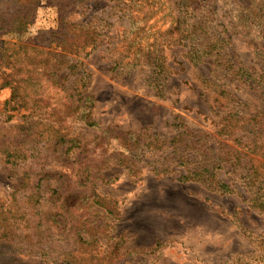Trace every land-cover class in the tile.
<instances>
[{"label": "rangeland", "instance_id": "rangeland-1", "mask_svg": "<svg viewBox=\"0 0 264 264\" xmlns=\"http://www.w3.org/2000/svg\"><path fill=\"white\" fill-rule=\"evenodd\" d=\"M175 1L84 0L67 11L69 23H91L97 33V47L83 54V60L90 72L87 90L95 99L93 116L100 126L64 120L60 132L75 140L62 143L59 152L54 151L56 138L49 132L41 139L39 130L32 133L33 137L18 138L20 141L14 138L20 132L21 120L7 117L12 89L6 84L1 50L5 39L18 36L0 35V133L13 131L14 150L17 148L31 164L30 169L23 170L5 164V155L0 156V209H31L27 197L44 177L43 168L55 170L40 185L39 207L43 213L60 211L71 217L67 213L71 199L67 198L75 192L78 197L73 208L78 209L77 215L82 221L91 217L85 235L88 237V232L96 231L100 225L102 235L98 237L103 246L108 248L118 242L121 252L131 253L133 264H264V212L250 205L251 193L240 174L222 163L217 169L219 178L233 191L221 193L199 182L180 179L185 166L177 165V153L171 149L137 148L130 152L126 145L130 141L123 137L127 132L143 131L172 137L178 132V124L184 123L188 129L200 131L216 147L217 124L226 112L225 101L218 97L220 103L217 102L215 89L205 81L215 77L210 74L212 60L196 66L186 46L169 43L177 33L174 28L179 14ZM217 1V29H227L226 34L231 35L226 51L252 75L233 80L215 78L245 102V110H253L264 97V40L253 32L233 33L240 14L238 3L252 0ZM10 5L11 0L1 4ZM60 14L51 0H41L36 20L22 38H31L39 30L59 29ZM161 54L167 68L164 92L160 94L150 84L153 72L149 56ZM51 92L66 100L57 88ZM109 128L111 132L107 133L105 129ZM62 150H68V159L57 157L62 156ZM100 151L106 155L97 158ZM104 157L106 162L99 169L104 182L98 185V192L106 207L95 205L93 210L107 212L106 208H112L115 217L100 215L95 220L90 212L85 213L84 200H89L90 189L82 187L79 177L83 163L99 164L98 159ZM54 189H59L60 197ZM83 190L87 196L82 195ZM110 218L111 231H103ZM19 221L25 224L24 219ZM1 226L0 221V236Z\"/></svg>", "mask_w": 264, "mask_h": 264}, {"label": "trees", "instance_id": "trees-1", "mask_svg": "<svg viewBox=\"0 0 264 264\" xmlns=\"http://www.w3.org/2000/svg\"><path fill=\"white\" fill-rule=\"evenodd\" d=\"M11 1L12 5L2 7L3 0H0V35L15 34L18 37L3 41L1 60L3 73L7 75L6 84L12 89L7 103L11 112L7 117L10 120L18 117L21 121L18 123L19 134L15 135L11 130L0 133V156L5 155V164L26 170L31 168V164L23 159L17 148L14 150L11 143L14 135L20 141L18 138L33 137L32 133L37 130L40 139L49 132L56 138L54 151L59 152L62 143L75 140L60 132V123L64 120L71 118L73 121H84L88 126H100L93 116L95 99L87 90L90 72L83 60V54L87 55L97 47V33L91 23H69L66 17L69 9L73 10L84 0H51L61 13L59 29L39 30L35 36L24 40L22 36L34 24L41 0ZM175 3L179 16L174 28L177 33L169 41L171 45L186 46L189 59L196 66L212 60L210 74L216 78L224 76L233 80L251 77L252 73L226 51L231 35L226 34L227 29H217V0H176ZM238 6L240 14L233 24V33L253 32L264 40V2L252 0L238 3ZM67 26L70 28L65 29ZM149 57L153 72L150 84L161 94L166 79L163 76L167 68L165 57L163 54ZM215 77L205 78V81L215 89L217 102L220 101L218 97H223V105L226 106V112L217 124L216 147L200 131L188 129L184 123L178 124V132L172 137L157 133L147 135L144 131L139 134L127 132L123 137L134 143L126 144L130 152L137 148L171 149L177 153V165L185 166V173L180 179L199 182L221 193H231L230 184L220 179L217 171L225 163L231 171L245 179L251 193L250 205L264 212V97L258 108L245 110V102ZM50 88L63 92L66 100L55 96L57 93L51 92ZM105 130L111 132L110 128ZM68 150H62V156L57 157L68 159L65 156ZM98 155L97 158L106 154L100 151ZM105 162L104 157L98 159L99 164L83 163V172L79 177L82 187L90 189L89 200H84L87 204L85 213L90 212L95 220L100 215L115 217L112 208H106L107 212L93 210L95 205L106 207L98 192V185L104 182L100 170ZM43 170L44 177L38 180L34 191L27 197L31 209L28 206L22 210L18 207L16 211L0 209V238L3 239L0 242V264H133L131 253L121 252L118 242L108 248L103 246L98 237L102 235L99 233L102 229L100 225L96 231L88 232V237L85 235L86 229L91 226L87 224L91 217L82 221L77 215L78 209L73 208L78 197L75 192L67 198L71 199L67 209L71 217L63 216L60 211L43 213L39 207L42 196L40 185L55 172ZM56 174L59 173L56 171ZM54 192L60 197L59 189H54ZM81 193L88 195L84 190ZM91 199L93 203L88 204ZM20 218L25 220L24 225H21ZM111 218L103 231H111Z\"/></svg>", "mask_w": 264, "mask_h": 264}]
</instances>
